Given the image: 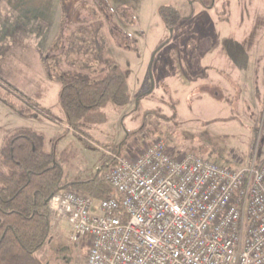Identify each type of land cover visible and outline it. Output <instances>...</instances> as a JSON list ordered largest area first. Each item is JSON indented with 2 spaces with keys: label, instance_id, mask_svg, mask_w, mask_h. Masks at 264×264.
I'll list each match as a JSON object with an SVG mask.
<instances>
[{
  "label": "rangeland",
  "instance_id": "374dc122",
  "mask_svg": "<svg viewBox=\"0 0 264 264\" xmlns=\"http://www.w3.org/2000/svg\"><path fill=\"white\" fill-rule=\"evenodd\" d=\"M161 5L184 18L171 32ZM110 62L127 72L131 103L107 104L103 121L73 129L58 103V76ZM0 92L32 109L19 115L0 98V149L29 129L61 163L65 181L96 173L106 155L95 145L133 157L163 140L172 153L232 169L257 164L264 160V0H0ZM62 225L54 219L37 258L86 264V242L72 245Z\"/></svg>",
  "mask_w": 264,
  "mask_h": 264
},
{
  "label": "built area",
  "instance_id": "2783aa9c",
  "mask_svg": "<svg viewBox=\"0 0 264 264\" xmlns=\"http://www.w3.org/2000/svg\"><path fill=\"white\" fill-rule=\"evenodd\" d=\"M95 146L117 197L48 199L68 241L86 242V264H264V160L232 169L163 140L133 157Z\"/></svg>",
  "mask_w": 264,
  "mask_h": 264
},
{
  "label": "trees",
  "instance_id": "16d2710c",
  "mask_svg": "<svg viewBox=\"0 0 264 264\" xmlns=\"http://www.w3.org/2000/svg\"><path fill=\"white\" fill-rule=\"evenodd\" d=\"M158 14L169 31L184 19L168 5H161ZM58 81L59 106L67 124L75 130L103 121L99 110L107 104L125 107L132 101L127 72L116 62L90 74L68 71L59 75ZM145 94L141 92L136 100ZM0 98L19 115H32V109L13 101L7 93L0 92ZM0 164V264H42L37 254L44 251L52 235L53 217L48 207L51 195L70 190L95 199L117 197L104 179L110 166L107 160L99 164L93 176L65 181L61 163L52 151L45 150L42 137L29 129L5 138Z\"/></svg>",
  "mask_w": 264,
  "mask_h": 264
},
{
  "label": "crops",
  "instance_id": "0c3cea01",
  "mask_svg": "<svg viewBox=\"0 0 264 264\" xmlns=\"http://www.w3.org/2000/svg\"><path fill=\"white\" fill-rule=\"evenodd\" d=\"M3 1H6V0H3ZM7 1H11V0H7ZM15 1H21V0H15ZM157 4H158V3H155V4L153 5V8H157V6L159 5V4H158V5H157ZM30 16H31V15H30ZM18 17L20 18V14L18 15ZM22 23H23V24L25 23V24L28 25L27 22L22 21V22H21V25H22ZM127 32H128V31H127ZM128 33H129V32H128ZM145 79H146V78H145ZM145 79H144V80H145ZM131 96H132V95H131ZM62 226H63L64 228H67V231H68V225L66 224V222L63 221V225H62ZM66 233H67V232H66Z\"/></svg>",
  "mask_w": 264,
  "mask_h": 264
},
{
  "label": "water",
  "instance_id": "95a60500",
  "mask_svg": "<svg viewBox=\"0 0 264 264\" xmlns=\"http://www.w3.org/2000/svg\"><path fill=\"white\" fill-rule=\"evenodd\" d=\"M172 31V29H170V32Z\"/></svg>",
  "mask_w": 264,
  "mask_h": 264
}]
</instances>
